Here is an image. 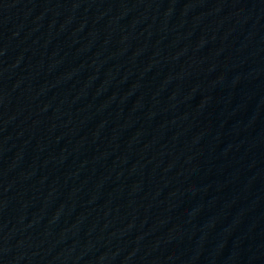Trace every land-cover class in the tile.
I'll use <instances>...</instances> for the list:
<instances>
[{
    "label": "water",
    "instance_id": "1",
    "mask_svg": "<svg viewBox=\"0 0 264 264\" xmlns=\"http://www.w3.org/2000/svg\"><path fill=\"white\" fill-rule=\"evenodd\" d=\"M0 264H264V0H0Z\"/></svg>",
    "mask_w": 264,
    "mask_h": 264
}]
</instances>
